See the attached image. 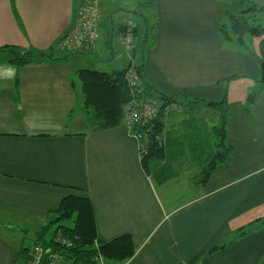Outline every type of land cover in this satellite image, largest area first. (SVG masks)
Returning a JSON list of instances; mask_svg holds the SVG:
<instances>
[{"label": "crops", "instance_id": "1", "mask_svg": "<svg viewBox=\"0 0 264 264\" xmlns=\"http://www.w3.org/2000/svg\"><path fill=\"white\" fill-rule=\"evenodd\" d=\"M82 1L0 0V48L55 52L16 66L0 51V264H26L18 258L26 246L19 231L41 229L68 195L89 198L98 238L133 236L136 252L120 264H258L264 224L241 236L236 230L264 217V85L254 79V56L223 40L217 25L227 10L264 0H155L145 16L155 23V38L140 55L142 75L162 92L220 99L223 78L245 75L226 86L230 160L194 193L155 183L124 120L93 125L76 72L92 68L86 54L99 39L71 55L57 47ZM100 17L99 36L101 9ZM126 19L118 20L117 31ZM259 41L253 36L248 44L257 50ZM136 50L125 53L126 64ZM257 89L249 116L246 97ZM218 244L225 246L209 253Z\"/></svg>", "mask_w": 264, "mask_h": 264}, {"label": "trees", "instance_id": "2", "mask_svg": "<svg viewBox=\"0 0 264 264\" xmlns=\"http://www.w3.org/2000/svg\"><path fill=\"white\" fill-rule=\"evenodd\" d=\"M154 1L138 0L139 3L145 4H153ZM241 5L235 11L227 10L226 19L219 22L217 28L223 40L238 43L245 52L254 56L259 67V75L254 79L259 82L260 88L264 85V5L251 1H245ZM142 16L145 24L144 33L139 38L138 28L140 25L136 22L133 34V37H135L133 49L136 50L139 46L141 53L155 38L153 33L155 23H149L145 15L142 14ZM124 29L125 25L120 24L118 31L122 34ZM253 36L260 37L257 50L249 46L247 41V37ZM0 51L9 52V61L16 66H22L42 58H52L55 54L51 48L48 50L29 48L21 51L14 46H4L0 48ZM70 54L74 53L71 52ZM131 67V63H127L123 67L112 71H101L90 67L76 72L81 84L83 104L93 125L96 129H104L120 124L124 118L125 104L132 102L135 97H153L157 99V114L154 117L150 120H138L129 126L134 134H140L137 138L140 141L143 169L147 174L152 175L158 183L166 181L170 177L168 165L181 155V152H179L168 158L169 151L166 146L172 142H179L177 137H181V134H183L185 139H190L188 142L191 147L200 151L201 156L204 157L200 182L205 185L212 172L228 164L230 160L231 146L227 142L226 127V86L230 80L245 75L234 74L223 78L225 91L222 97L220 99H207L198 96L189 97L183 91L172 94L162 92L143 79L142 64H138L133 68L139 74L141 88L139 93L135 95V91L127 82L126 74ZM257 92L258 89L250 92L246 97L244 108L249 116H252V105L255 102ZM197 104L211 109V112L199 110L196 114L193 113L195 117H203L205 119L203 123L184 124L187 119L185 117L181 122L183 128L185 127L184 131H182L181 124L177 128L173 125L166 127V118L172 107L184 105L188 107L189 111H193ZM199 143H204L205 146L198 148L196 144ZM69 219L73 221L72 225L63 224ZM94 222V214L89 198L68 195L60 201L59 206L54 210L53 216L49 217L42 228L34 234L33 244L42 246L43 260H45L47 254L58 252L67 261V264H97L99 256L102 257L105 264H120L132 258L136 252V245L130 233H123L112 239L102 240L96 234ZM54 224L58 225L57 229L59 230H54L52 235L47 237L46 233H49L51 226ZM259 224H264V217L253 219L246 226L238 228L236 235L241 236ZM59 231L70 238V245L57 243L56 236ZM224 246L225 244L214 245L209 249V253ZM31 248L32 246H22L19 249L18 258L22 259L23 262H28ZM258 264H264V256Z\"/></svg>", "mask_w": 264, "mask_h": 264}, {"label": "rangeland", "instance_id": "3", "mask_svg": "<svg viewBox=\"0 0 264 264\" xmlns=\"http://www.w3.org/2000/svg\"><path fill=\"white\" fill-rule=\"evenodd\" d=\"M98 2L99 4L103 2L101 8H99L101 9L102 14L100 36L98 38L99 40L96 48L93 51L88 52L86 56L94 59V62H91L90 65L93 69L101 71H112L113 69L121 68L126 64L125 57L127 56V54L125 53L130 52L127 50L126 39L122 38V34H119V32L116 30L118 20L122 17H126L135 23L138 22L141 25L138 28V35L141 36L142 29L144 28L142 14H144L145 16L149 15L151 11L150 7L152 6V4L139 3L138 0H99ZM249 39L250 37H247V41ZM107 41H110V44ZM57 47L61 49L58 46V42ZM61 50L69 53L71 52L70 49ZM140 55L141 49L138 46L135 58L131 62L134 66L141 63L142 58H140ZM99 56L103 57L102 60H99ZM121 59L123 61H121ZM254 89L255 88H253V90ZM194 108L195 109L193 111L191 110V112L188 110V107L184 105L172 107L169 111V118L167 119L166 127H168L169 125H173L177 128L178 126H180L182 120H184L185 117H187V119L185 120L184 124L192 125L194 123H203L205 119L203 117H195L194 114H196L199 110H208L211 112V109H209L207 106H201L199 104L195 105ZM181 127L183 128V123L181 124ZM184 130L185 127L182 131ZM201 135L203 136L202 132ZM177 139L179 142H172L170 145L166 146L167 150L169 151L168 158H170L172 155L174 156L175 154H178L179 152H181V155L176 160L171 161V164L168 165L170 177L166 181L161 183L174 191L187 190L189 192L193 191L194 193L195 189H200V178L204 166V157H202L203 155L201 156L200 151H198L196 148L193 149L191 147V144H189L188 142L190 139H185L183 134H181V137H177ZM196 146L198 148H203L205 144L199 143L196 144ZM155 183L158 182L155 180ZM59 224L61 225V223ZM63 224L70 226L73 224V221L69 219L63 222ZM57 226L58 225L56 224L51 226L49 233H46L47 237H50L52 235L54 230L57 229ZM22 230L19 232L21 236L25 238V242L23 243V245L32 246L34 242V234L39 229L37 231ZM58 230L59 229H57L56 231ZM64 264H67L66 260H64Z\"/></svg>", "mask_w": 264, "mask_h": 264}, {"label": "built area", "instance_id": "4", "mask_svg": "<svg viewBox=\"0 0 264 264\" xmlns=\"http://www.w3.org/2000/svg\"><path fill=\"white\" fill-rule=\"evenodd\" d=\"M99 0H83L76 11V19L74 27L65 31L58 40V46L61 49H70L71 52L86 51L94 47L99 37L98 26L100 23ZM123 24L125 29L122 33L126 39L127 50L131 51L135 45L134 27L136 23L130 19H126ZM73 50V51H72ZM127 82L135 91V95L139 93L141 88V80L135 68L131 67L127 71ZM158 101L153 97L134 98L132 102L124 106L123 120L130 126L138 120H150L157 114ZM136 135V134H135ZM137 134L136 136L138 137ZM59 244L70 245L71 240L61 231L56 236ZM43 248L39 244L32 246L30 251V259L26 264H56L62 256L58 252L47 254L43 260ZM97 264H105L102 257L97 258Z\"/></svg>", "mask_w": 264, "mask_h": 264}]
</instances>
